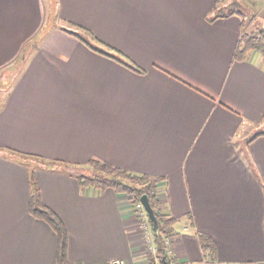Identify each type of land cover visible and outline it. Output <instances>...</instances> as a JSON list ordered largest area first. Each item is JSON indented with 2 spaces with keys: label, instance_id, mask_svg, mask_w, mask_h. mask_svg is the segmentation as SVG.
Segmentation results:
<instances>
[{
  "label": "crops",
  "instance_id": "0c3cea01",
  "mask_svg": "<svg viewBox=\"0 0 264 264\" xmlns=\"http://www.w3.org/2000/svg\"><path fill=\"white\" fill-rule=\"evenodd\" d=\"M232 1L0 0V264H58L31 173L70 264H151L128 194L49 164L91 160L162 178L180 264H264V54L236 57Z\"/></svg>",
  "mask_w": 264,
  "mask_h": 264
},
{
  "label": "trees",
  "instance_id": "16d2710c",
  "mask_svg": "<svg viewBox=\"0 0 264 264\" xmlns=\"http://www.w3.org/2000/svg\"><path fill=\"white\" fill-rule=\"evenodd\" d=\"M214 13L217 16L237 13L243 17L244 25L246 24V12L238 0H233L230 4L221 8L216 7ZM252 50H257L264 54V26L260 28L257 33H244L242 37V47L236 50V57H245L248 51ZM100 51L113 56L109 52L103 50ZM115 57L128 64V62L122 60L118 56ZM128 65L133 66L131 63ZM51 163H59L64 169L74 171L75 174H77L80 184L83 186H96L100 189L110 186L116 191L126 193L130 197H135L138 200L141 199L142 195L146 194L149 198L153 216L158 224V228L155 230L157 257L160 259L161 264L171 263L165 237L174 233L178 219L175 216L162 211L161 201L158 195V184L162 179L161 177L133 173L123 168L113 166L105 161L102 162L98 160H91L88 165L78 167L77 169L62 161H49V164ZM79 169H81V171H77ZM30 185L32 190L30 202L31 212L36 217L47 221L55 230L58 239V264H70L68 258L69 232L65 222L58 213L42 201L40 190L33 173L30 175ZM200 242L204 249H210L213 247L212 239L205 233H200ZM149 258L150 262L153 263V256Z\"/></svg>",
  "mask_w": 264,
  "mask_h": 264
},
{
  "label": "built area",
  "instance_id": "2783aa9c",
  "mask_svg": "<svg viewBox=\"0 0 264 264\" xmlns=\"http://www.w3.org/2000/svg\"><path fill=\"white\" fill-rule=\"evenodd\" d=\"M136 216L137 220L139 222V225L141 227L142 233H143V238L144 242L146 243V246L149 250V254L153 256L154 262L151 264H161L160 259L157 257V246L155 243V230L153 227V222L150 219L149 213L147 209L145 208L143 202L135 197H130ZM166 244H167V251L168 254L171 258V263L170 264H180L175 251H174V238L173 234L167 235L165 237ZM113 264H127L124 259L117 258L113 261Z\"/></svg>",
  "mask_w": 264,
  "mask_h": 264
},
{
  "label": "rangeland",
  "instance_id": "374dc122",
  "mask_svg": "<svg viewBox=\"0 0 264 264\" xmlns=\"http://www.w3.org/2000/svg\"><path fill=\"white\" fill-rule=\"evenodd\" d=\"M250 3V2H249ZM246 12V32H256L264 26V1L259 0L258 4H256V7L251 9L248 7H243ZM80 37H82L84 40H87L85 37V34L79 33ZM88 36V35H87ZM103 47V46H102ZM120 57H124L122 55H117ZM126 59V58H125ZM81 171V170H78Z\"/></svg>",
  "mask_w": 264,
  "mask_h": 264
},
{
  "label": "water",
  "instance_id": "95a60500",
  "mask_svg": "<svg viewBox=\"0 0 264 264\" xmlns=\"http://www.w3.org/2000/svg\"><path fill=\"white\" fill-rule=\"evenodd\" d=\"M141 201L143 202L145 208L147 209L149 213L150 218L152 219L154 230H157L158 224H157L156 219L153 216V211H152L148 196L146 194L142 195Z\"/></svg>",
  "mask_w": 264,
  "mask_h": 264
}]
</instances>
